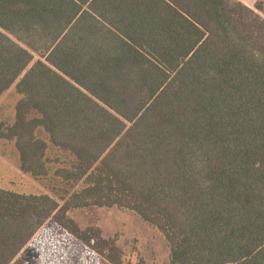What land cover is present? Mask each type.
Here are the masks:
<instances>
[{
    "label": "trees",
    "instance_id": "trees-1",
    "mask_svg": "<svg viewBox=\"0 0 264 264\" xmlns=\"http://www.w3.org/2000/svg\"><path fill=\"white\" fill-rule=\"evenodd\" d=\"M13 86L20 171L71 161L63 194L0 187V264H146L69 215L89 207L141 217L168 264H264V0H0Z\"/></svg>",
    "mask_w": 264,
    "mask_h": 264
},
{
    "label": "rangeland",
    "instance_id": "rangeland-1",
    "mask_svg": "<svg viewBox=\"0 0 264 264\" xmlns=\"http://www.w3.org/2000/svg\"><path fill=\"white\" fill-rule=\"evenodd\" d=\"M21 98L15 86L0 97V123L6 125L14 123L15 107ZM48 159L51 161L48 178L35 180L20 171L19 155L14 143L0 140V187L27 195L53 196L52 189L56 190L55 194H63L62 189L67 187L54 177V172L58 168L68 166L71 158L50 146ZM69 215L82 229L96 225L103 230L105 237L117 236L118 245L125 251L126 261L133 259L134 247H136L146 264L169 263L170 252L165 237L133 212L116 208L89 207L71 211ZM20 259L28 264H39L38 254L32 245L22 251Z\"/></svg>",
    "mask_w": 264,
    "mask_h": 264
},
{
    "label": "crops",
    "instance_id": "crops-1",
    "mask_svg": "<svg viewBox=\"0 0 264 264\" xmlns=\"http://www.w3.org/2000/svg\"><path fill=\"white\" fill-rule=\"evenodd\" d=\"M239 2H241L243 5L249 7V8H254L256 6V4L259 2V1H262V0H238ZM70 214V213H69ZM102 230V229H101ZM103 232V230H102Z\"/></svg>",
    "mask_w": 264,
    "mask_h": 264
}]
</instances>
